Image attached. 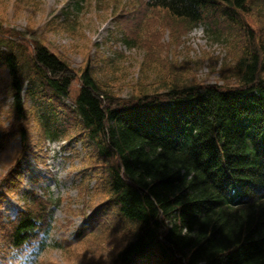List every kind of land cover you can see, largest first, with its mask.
<instances>
[{
	"label": "trees",
	"instance_id": "16d2710c",
	"mask_svg": "<svg viewBox=\"0 0 264 264\" xmlns=\"http://www.w3.org/2000/svg\"><path fill=\"white\" fill-rule=\"evenodd\" d=\"M255 1L146 0V7L194 27L206 24L212 32L215 24L205 21V13L225 5L222 17L247 34L229 70L235 86L172 82L162 92L123 99L86 67L72 107L63 100L70 98L74 70L37 41L23 62L0 26V65L10 76L16 121L25 119V98L47 102L50 111L64 110L59 125L67 126V120L79 132L72 136L55 125L43 138L89 140L96 159L92 172L103 169L96 181L105 200L94 216L82 213L74 240L101 227V233L128 232L112 264H264V27L255 30L227 10L247 12ZM18 133L25 140L21 127ZM43 203L9 222L7 247L22 249L46 230Z\"/></svg>",
	"mask_w": 264,
	"mask_h": 264
},
{
	"label": "rangeland",
	"instance_id": "374dc122",
	"mask_svg": "<svg viewBox=\"0 0 264 264\" xmlns=\"http://www.w3.org/2000/svg\"><path fill=\"white\" fill-rule=\"evenodd\" d=\"M256 3H248L247 12L227 10L261 30L264 6ZM224 9L217 3L205 13V21L215 24L212 32L206 24L194 28L161 8L146 7V0H0V26L4 39L20 48L23 62L37 41L74 70L70 98L63 100L72 107L86 67L94 68L98 82L123 99L162 92L172 82L235 86L229 70L241 53L239 39L247 34L222 17ZM0 50H5L3 45ZM26 90L24 85L22 94ZM12 103L10 76L0 65V264H112L128 232L101 233V227L74 240L82 213L94 216L105 200L96 181L103 169L97 175L91 169L96 164L93 143L44 139V131L54 132L59 118L66 117L64 110L50 111L47 102L25 98V119L18 123ZM66 123L59 125L61 130L75 136L79 128L72 130V123ZM8 174L15 184L9 183ZM40 201L46 202L49 215L46 233L41 231L23 250L7 247V222L27 207L37 209ZM103 220L101 214L98 227Z\"/></svg>",
	"mask_w": 264,
	"mask_h": 264
}]
</instances>
